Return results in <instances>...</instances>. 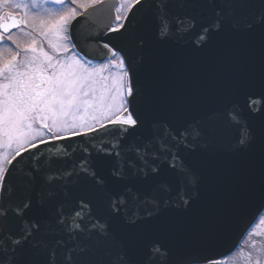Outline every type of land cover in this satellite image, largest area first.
Listing matches in <instances>:
<instances>
[{
	"label": "snow or ice",
	"instance_id": "1",
	"mask_svg": "<svg viewBox=\"0 0 264 264\" xmlns=\"http://www.w3.org/2000/svg\"><path fill=\"white\" fill-rule=\"evenodd\" d=\"M253 204L264 0H0V264H229Z\"/></svg>",
	"mask_w": 264,
	"mask_h": 264
},
{
	"label": "water",
	"instance_id": "2",
	"mask_svg": "<svg viewBox=\"0 0 264 264\" xmlns=\"http://www.w3.org/2000/svg\"><path fill=\"white\" fill-rule=\"evenodd\" d=\"M107 3L116 6L118 4V0H107ZM42 150L48 151V149ZM257 207L258 205L253 204L248 209H246L243 215L237 220L229 235L216 247L214 254H216L218 258L223 259L224 257L229 256L239 247L245 235L250 231L258 218L264 212V210H261L258 213Z\"/></svg>",
	"mask_w": 264,
	"mask_h": 264
},
{
	"label": "rangeland",
	"instance_id": "3",
	"mask_svg": "<svg viewBox=\"0 0 264 264\" xmlns=\"http://www.w3.org/2000/svg\"><path fill=\"white\" fill-rule=\"evenodd\" d=\"M262 219H264V213L260 216V218L256 221V223L254 224V226L251 228V230L249 231V232H253V231H255V232H259L261 235L260 236H254V237H248L249 239H252V238H254V239H264V223H262L261 221H262ZM246 237H247V235H246ZM245 237V238H246ZM241 247H244L245 248V250H247V245H245L244 244V241H243V243L241 244V246L238 248V250L234 253V254H232L231 256H229L228 258H229V264H231V257L232 256H234V255H236V253L239 251V249L241 248Z\"/></svg>",
	"mask_w": 264,
	"mask_h": 264
},
{
	"label": "bare ground",
	"instance_id": "4",
	"mask_svg": "<svg viewBox=\"0 0 264 264\" xmlns=\"http://www.w3.org/2000/svg\"><path fill=\"white\" fill-rule=\"evenodd\" d=\"M235 252H236V251H235ZM235 252H234V253H235ZM234 253H233V254H234Z\"/></svg>",
	"mask_w": 264,
	"mask_h": 264
}]
</instances>
